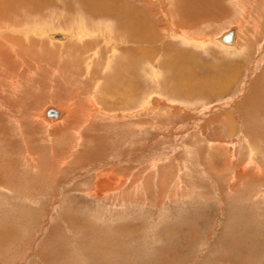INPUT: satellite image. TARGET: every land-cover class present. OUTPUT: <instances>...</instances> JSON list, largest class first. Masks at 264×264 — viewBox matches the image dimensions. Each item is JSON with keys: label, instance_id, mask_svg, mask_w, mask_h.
<instances>
[{"label": "rangeland", "instance_id": "374dc122", "mask_svg": "<svg viewBox=\"0 0 264 264\" xmlns=\"http://www.w3.org/2000/svg\"><path fill=\"white\" fill-rule=\"evenodd\" d=\"M57 1L40 13L31 2L24 5L32 11L20 19L30 25L2 23L0 45L9 39L13 46L11 37L41 40L33 35L41 31L37 22L48 25L40 27L47 36L53 30L74 35L73 26L63 24L68 16L88 15L95 19L85 28H103L98 20L120 14L124 0H107L111 7L102 10L86 0ZM242 1L190 2L185 27L178 14L184 3L126 0L150 11L158 29L155 46L142 45L156 57L139 66L137 98L117 97L118 62L110 69L107 63L118 46L102 39H84L70 52L71 63L81 59L79 74L55 60L37 69L8 60L3 71H18L23 81L16 92H2L0 85V264H264V0L246 7ZM193 13L199 27L187 23ZM234 28L237 43L227 47L219 38ZM194 39L210 44L203 49ZM44 42L51 47L49 37ZM178 52L185 55L180 66L164 67ZM88 63L96 77L85 75ZM55 68L63 71L57 77ZM129 84L128 90L135 87ZM90 97L106 117L81 130L55 135L30 117L69 102L84 112Z\"/></svg>", "mask_w": 264, "mask_h": 264}, {"label": "bare ground", "instance_id": "6f19581e", "mask_svg": "<svg viewBox=\"0 0 264 264\" xmlns=\"http://www.w3.org/2000/svg\"><path fill=\"white\" fill-rule=\"evenodd\" d=\"M47 1V2H46ZM71 1V0H70ZM83 1V0H82ZM92 1V2H91ZM104 0H86L85 2L86 3H89V8L90 9H92V10H94V9H99V8H101V10L103 9V8H106V4H108V2H106L107 0H105L104 2H103ZM109 1V0H108ZM147 1V0H146ZM161 1V0H160ZM177 2L176 3H184V8H180V10H179V8H174L175 10L177 9V11L179 10V12L180 13H178V14H180V15H182V16H184V19L181 21V20H179L184 26H185V24H186V21H185V18H186V14H187V9L189 8V4H191V3H193V4H195V6H196V4H203V5H205L206 6V4H208L209 3V0H191V1H188V0H176ZM233 1H235V0H233ZM246 1H250V0H243L242 2H243V4L242 5H245V7H246V5H247V2ZM260 0H256V2L255 3H258ZM32 3V4H34V5H36V6H38V8H39V12H37V13H40V11L42 10V8H44L43 6H45V5H47L46 6V9H47V7L49 8V6L51 5V7H53V3H55V0L53 1V2H50V0H0V27L3 25L2 23H5V24H7V22H8V24H7V26H15V27H19L20 28V26L22 25V23L25 25L26 23L25 22H27V21H29L28 19L29 18H27V17H24V18H22V19H20L21 18V16L23 15V13H25L26 12V14L28 15V13H30L32 10H26L25 8H24V5H26V4H28V3ZM56 4H55V6H58V3H60V2H58L57 0H56ZM68 2V1H67ZM76 2H78V1H76ZM85 2H84V4H85ZM113 2V1H112ZM167 2V1H166ZM191 2V3H190ZM213 2V1H212ZM254 2V1H253ZM252 1H251V3H253ZM68 3H70V2H68ZM114 3V2H113ZM116 3V2H115ZM121 3V2H120ZM146 3V4H145ZM144 3V5H146V7L148 8H151L150 6H152L151 4H149V3H147V2H145ZM246 3V4H245ZM76 4V3H75ZM117 4H118V2H117ZM234 4V3H233ZM60 5V4H59ZM67 6V4H62L60 7H62V6ZM110 7H111V5L110 4H108ZM114 5H116V4H113V7H114ZM173 5H174V3H173ZM213 5V4H212ZM235 5V4H234ZM255 5H258V4H255ZM65 6V7H66ZM82 6L84 7V5L82 4ZM87 6V5H86ZM171 6H172V4H171ZM178 6H181L180 4H178L176 7H178ZM237 6V5H236ZM77 8H78V6H76ZM116 7V6H115ZM194 7V6H193ZM257 7V6H256ZM73 8V7H72ZM118 8V7H117ZM251 8V7H250ZM115 9V8H114ZM239 9V8H238ZM58 10V9H57ZM66 10H68V9H66ZM69 10H70V8H69ZM106 10V9H105ZM109 10V9H108ZM150 10V9H149ZM190 10V8L188 9V11ZM215 11H216V8L214 9ZM223 10V9H222ZM55 11V10H54ZM73 11V10H72ZM71 11V12H72ZM89 11V10H88ZM114 11V10H113ZM112 10H111V12H113ZM119 11V10H118ZM146 11H148V10H146L145 9V11L144 10H140V9H137V8H135V7H132L130 4H129V2H126V0H124L123 2H122V4H121V9H120V14H119V12H117L118 13V15H116V17H114V18H112V19H106V18H103V20L102 19H99L98 20V23H100V24H103L104 23V25H102L103 26V28H100V29H96V30H94L93 31V29L92 30H90V29H88V28H85V26H84V24H86V21H90V20H93V19H95V18H93V19H90V17L87 15V16H82L81 17V15L80 16H78V17H76V18H73V19H71V17H70V21H68L69 20V16L68 17H66V20L67 21H63V24H64V26L66 25V28L69 26V25H71V26H73L72 27V32H73V29H74V35H71L69 32H68V35H67V32L66 33H60L61 31H59V33L58 32H56V30H53L52 32H51V35H49V36H47V34H46V32L43 30V29H41L40 27H48V25H40L41 23H39V22H37V23H35V25L37 26L36 27V29H38V30H41V31H35V32H33V35L35 36V37H40L41 38V40H38V39H33V37H32V39H30V38H28L27 37V39H25L24 40V38L22 37V39H21V37L19 38H16V37H14V38H12L11 37V41L13 42V46L11 45V44H9V47L6 45L7 44V42H8V40H6V42H5V44H1L0 45V85H2L1 86V90H2V92L3 91H8V89H9V87H10V89L11 90H13V92L15 91H17L18 89H19V87L21 86V81H23V75L20 73V72H16V73H14L13 71V73L11 74V70L9 71V70H6V71H3V69H6V68H9V67H7L8 66V60H11V63L13 64L14 62H16V63H18V64H20L21 66H22V68L23 67H25V69H26V67H28V69L29 68H32L33 66H35L36 67V69L37 68H42L41 66H45V64L43 63V61L45 60V62H46V64H50V63H52V61H54L55 60V66H60V67H63L64 68V66L65 65H67V64H69L70 65V68L72 67V66H74V69L75 70H77L76 71V74L78 73V72H82V69H81V67H80V63H79V61H78V59H80V58H78V56L77 57H75V59H74V61H73V63H71V61L73 60H70V57H69V54H70V52L72 51V50H75V49H79L80 47L79 46H81V45H83L82 44V42H83V40L84 39H90V38H92L93 40H98V41H100L101 42V39H102V42H104V44H111V45H113V47L114 46H118V47H115L114 49L113 48H111V49H113V53H112V51H111V53L113 54L112 55V57L114 58L113 59V62L112 61H110V63L108 62L107 64L109 65V69L112 67V66H114V64L116 63V62H118V71H117V75H115V76H118V80H117V82H116V85H117V88H119V94H117L118 96V98L120 97V100H122V99H128V98H130V96L131 97H135V98H137L138 96H137V94H136V86H137V81L135 80L136 79V74L139 72V66H140V64H141V62L142 61H152V60H154V58L156 57H153V54L152 53H155V51L156 50H143L142 49V45L144 44H146V45H148V46H150V45H154V44H156V38L158 37V32H157V27H156V24H155V22H154V19H150V18H152L151 16H150V18H148V16H147V14H146ZM23 12V13H22ZM42 12V11H41ZM115 12V11H114ZM150 14H151V12L150 11H148ZM160 12H162V11H160ZM175 12V11H174ZM244 12V11H243ZM21 13H22V15H21ZM58 13V12H57ZM108 13V12H107ZM109 13H110V11H109ZM148 13V14H149ZM169 13V12H168ZM175 13H177V12H175ZM190 13V12H189ZM241 13V12H240ZM13 14H14V20L15 21H13V19H12V16H13ZM25 14V15H26ZM162 14V13H161ZM164 14H165V12H164ZM174 14V13H173ZM177 14V15H178ZM202 14H204V13H202ZM245 14V13H244ZM251 14V13H250ZM21 15V16H20ZM26 15V16H27ZM63 15H65L64 13H63ZM90 15H91V13H90ZM56 16V15H55ZM66 16H67V14H66ZM153 16H154V14H153ZM40 17V16H39ZM89 17V18H88ZM100 17V16H99ZM167 17H168V15H167ZM32 18V17H31ZM42 18V17H41ZM63 18H65V17H63ZM43 19V18H42ZM41 19V20H42ZM49 19V18H48ZM60 19V18H59ZM58 19V20H59ZM96 19H97V17H96ZM187 19H189L188 21H187V23L189 24H191L190 26H194V25H196L197 23V21L199 20L200 21V18H198V17H196V15L193 13L192 15H191V17L190 18H187ZM5 20V21H4ZM46 20V19H45ZM51 20H55L54 18H52ZM50 20V21H51ZM79 20V24H77V21ZM202 20V19H201ZM20 21H23V22H21L20 23ZM35 21V20H34ZM43 22H44V20H42ZM47 21H49V20H47ZM47 21H45V22H47ZM62 21V20H61ZM198 21V22H199ZM42 22V23H43ZM60 22V21H59ZM176 22V21H175ZM200 22H202V21H200ZM261 22V21H260ZM68 23V24H67ZM93 23H95V22H93ZM97 23V22H96ZM196 23V24H195ZM33 24V23H32ZM38 24H39V27H38ZM62 24V25H63ZM92 24V23H91ZM175 24H177V26L175 27V28H177V29H180L181 27H179V26H181L180 24H178V23H175ZM187 24V25H188ZM18 25H20V26H18ZM27 26H29L30 24H26ZM56 25V24H55ZM59 26H60V24H58ZM99 25V24H98ZM97 25V27H99ZM5 26V25H4ZM64 26H62V27H64ZM86 26H88V25H86ZM196 26H198V25H196ZM24 27H26V26H24ZM24 27L22 28L23 30H25V32L24 33H27L26 35H29V33L31 32L29 29H24ZM56 27H57V25H56ZM186 27V26H185ZM199 27V26H198ZM238 27V26H237ZM11 28V27H10ZM65 28V27H64ZM69 28V27H68ZM194 28V27H193ZM1 29V28H0ZM4 29V28H3ZM191 30L192 28H188V30ZM5 30H6V27H5ZM9 30V29H8ZM11 30V29H10ZM47 30V29H46ZM166 30V29H165ZM184 30V29H183ZM193 30V29H192ZM197 30V29H196ZM4 31V30H3ZM43 31V32H42ZM181 31V30H180ZM19 32V31H18ZM45 32V33H44ZM49 32V31H48ZM107 32V33H106ZM4 33V32H3ZM7 33V32H6ZM10 33L12 34V32L10 31ZM14 33V32H13ZM185 34V32L183 33V35ZM226 34H230V36H231V39L229 40V42H223L222 41V37L224 36V35H226ZM1 35H2V33H1ZM17 35V34H16ZM23 35V34H22ZM176 35V34H175ZM193 35V34H192ZM224 35H222L220 38H219V41L222 43V44H224V45H226L227 47H229V46H234V45H236V43H237V40H238V35H239V29H237V28H234V29H231V30H229L227 33H225ZM7 36V35H6ZM179 36V35H178ZM47 37H49V39H50V41H51V47L48 45V44H46L45 42H44V38H46L47 39ZM188 37V36H187ZM9 38V37H8ZM180 38H182V37H180ZM184 38V37H183ZM182 38V39H183ZM7 39V38H6ZM54 39H60L58 42L57 41H55ZM213 40V39H212ZM2 42V41H1ZM158 42V41H157ZM218 42V41H217ZM9 43V42H8ZM27 43H28V47H26V45H27ZM84 43V42H83ZM182 43L184 44H187L188 43V41H186V39H183V41H182ZM58 44H61L62 46H57ZM192 44V43H191ZM194 44H196V45H198V46H201V48H205L208 44H210V42L208 41V40H205V39H194ZM193 44V45H194ZM86 45H89V43L88 44H84V47L86 46ZM95 45V44H94ZM215 45V44H214ZM224 45H221V47H226V46H224ZM17 46V47H16ZM102 46V45H101ZM155 46V45H154ZM190 46V45H189ZM217 46V45H216ZM60 48V50H62L61 51V53H58L57 52V50H56V48ZM83 47V48H84ZM92 47V46H91ZM99 47V46H98ZM108 47V46H107ZM147 47V46H146ZM168 47H170V46H168ZM29 49V52H27L28 50H26V49ZM87 48H88V46H87ZM94 49H95V47H93ZM110 48V47H109ZM108 48V49H109ZM166 48H167V46L165 47V51H166ZM220 48V47H219ZM82 49V48H81ZM97 49V48H96ZM110 49V50H111ZM154 49V48H153ZM168 49V48H167ZM231 49V48H230ZM233 49V48H232ZM87 50V49H86ZM100 50V49H99ZM234 50V49H233ZM26 51V52H25ZM93 51V50H92ZM91 51V52H92ZM101 51V50H100ZM11 52H13L14 54L12 55L11 54ZM108 52H110V51H108ZM152 52V53H151ZM243 52V51H242ZM67 53V54H66ZM75 53V52H74ZM98 53H100V52H98ZM179 53V54H178ZM177 53V57H176V60H170V61H168V60H165L164 61V63H163V66L164 67H166V65H168V67L169 66H171V67H169V68H173V69H177V65L179 64V66H180V63H179V61H181V60H183V56H185V55H183V56H181L180 55V52H178ZM182 53H183V51H182ZM186 53V52H185ZM30 54H32L33 56H31ZM73 54V53H72ZM36 55H37V57H39V59H40V61L43 63H41V62H39V61H36L38 58L36 57ZM98 55V54H97ZM93 56H95V55H93ZM92 56V57H93ZM186 56H190V55H188V54H186ZM14 57V58H13ZM111 57V58H112ZM187 57V58H188ZM36 58V59H35ZM191 59H192V57H190ZM165 59H167V57L165 58ZM190 59V60H191ZM193 59L195 60V58L193 57ZM192 59V60H193ZM81 60V59H80ZM90 60V59H89ZM94 60V59H93ZM107 60V59H106ZM184 60H186L185 58H184ZM191 60V61H192ZM35 61V62H34ZM129 61V62H128ZM167 61L169 62V63H167ZM125 62V63H124ZM182 62V61H181ZM195 62V61H194ZM72 64V65H71ZM94 64V63H93ZM82 65V64H81ZM91 65V64H90ZM106 65V64H105ZM200 65V64H199ZM13 66H14V64H13ZM18 66V65H17ZM66 67H69V66H65V71H67V69L68 68H66ZM176 67V68H175ZM13 68V67H12ZM14 68H16V67H14ZM21 68V67H20ZM84 68H86L87 69V73H85L84 72V69H83V72L85 73V75L87 76V75H91L90 77H93V76H95L96 77V75H98V74H96L95 72H93V70H91V68H90V66H89V63H88V65H85V67ZM10 69V68H9ZM17 69V68H16ZM24 69V68H23ZM105 69V68H104ZM200 69V68H199ZM21 70V69H20ZM60 71H57L56 70V68H55V73L53 72V77H57V76H59L58 74H57V72L58 73H60V72H63V71H61V69H59ZM170 70H172V69H170ZM179 70V69H178ZM3 71V72H2ZM23 71H25V70H23ZM31 71V70H30ZM86 71V70H85ZM103 71V70H102ZM102 71H100V72H102ZM105 71V70H104ZM110 71V70H109ZM180 71H182V70H180ZM75 72V71H74ZM80 72V73H81ZM175 72V71H174ZM174 72H171L170 73V76H171V78L174 80V78H175V73ZM30 73V72H29ZM89 73V74H88ZM115 73V72H114ZM184 73H186V72H184ZM16 74H19V75H16ZM64 74V73H63ZM79 74V73H78ZM111 74H113V73H111ZM129 74V76H126V75H128ZM25 75V74H24ZM31 75H33V73H32V71H31ZM99 75H100V73H99ZM181 74H177V76L178 77H176V79H178L179 77H181L180 76ZM183 75H185V74H183ZM182 75V76H183ZM17 76V77H16ZM79 76V75H78ZM81 76V75H80ZM129 77V78H128ZM135 77V78H134ZM185 77V76H184ZM80 78V77H79ZM152 78H153V80L154 79H156V76H154V73H153V75H152ZM183 78V77H182ZM104 79V78H103ZM119 79L120 80H122V81H120L119 82ZM207 79V78H206ZM216 79V78H215ZM113 80V79H112ZM133 81H135V87H133V88H130V90H128L127 88H128V86L130 87V86H132V85H130L129 84V82H131V83H133ZM175 81V80H174ZM199 82V81H198ZM127 83V87L125 88V84ZM181 83V80H179V86L181 85L180 84ZM182 83H184V82H182ZM189 83V82H188ZM4 85L6 86L7 85V89L4 87ZM115 85V84H114ZM115 85V86H116ZM199 85V84H198ZM123 86H124V88H123ZM175 86H178L177 84L175 85ZM182 86V85H181ZM26 88V87H25ZM182 88H183V86H182ZM194 88V87H193ZM193 88H189V90H191V89H193ZM9 89V90H10ZM105 89V88H104ZM198 89V88H197ZM83 90V89H82ZM109 90V89H108ZM108 90H105V92H107ZM175 91L174 92H176V90L177 89H174ZM179 90V89H178ZM183 90V89H182ZM184 90L185 91H187L188 92V90L186 89V86H185V88H184ZM183 90V91H184ZM113 91V90H112ZM201 91V90H200ZM111 92V91H110ZM9 93V92H8ZM101 93V92H100ZM108 93V92H107ZM118 93V92H117ZM181 93V92H180ZM184 93V92H183ZM7 94V93H6ZM192 94H194V93H192ZM204 94V93H203ZM21 95V94H20ZM115 95V94H114ZM130 95V96H129ZM194 95H196V93L194 94ZM106 97V96H105ZM100 98V97H99ZM6 99V98H5ZM73 99V98H72ZM74 99H76V98H74ZM115 99V98H114ZM124 99V100H125ZM133 99H131L130 101H132ZM71 101H73V100H71ZM96 101H97V99H96ZM104 101V100H103ZM127 101V100H126ZM82 102V101H81ZM81 102H80V104H81ZM84 102V101H83ZM95 101L94 100H92L91 99V97H90V99H89V102H88V109L86 108V110L84 111V112H82L81 111V109L83 110V108L81 107V108H79L80 106H78V108H77V106H76V108H74V106L75 105H78V104H76L77 102H75V103H68V105H66V103H64L66 106H65V109H61L60 107L59 108H56V107H52V106H50V107H47L45 110H43V111H41L40 113H34L33 112V115H32V113H31V115H30V117L32 118V121L34 122V123H36V124H45V125H48L50 128H51V132L53 133V134H57V133H67V131L69 132V130L71 131L72 129H74V130H77V129H82V127H80V126H82V125H85L86 127H88V124H89V122L94 118H96V116H98V115H100V116H104V117H106V114L104 113V114H102V109H100L99 108V110H97L98 108V106L97 107H95L96 106V104L94 103ZM98 102V101H97ZM102 102V101H101ZM100 102V103H101ZM135 102H137L136 100H135ZM131 103V102H130ZM98 104V103H97ZM104 104V103H103ZM126 104V103H125ZM139 104V103H138ZM137 104V105H138ZM51 105V104H50ZM72 105V106H71ZM74 105V106H73ZM85 105H86V103H85ZM132 105H133V103H132ZM100 106L101 107H103L101 104H100ZM139 106V105H138ZM97 108V109H96ZM140 108V107H139ZM80 109V110H79ZM124 109V108H123ZM136 109H138V108H136ZM135 109V111H137ZM5 110V109H4ZM49 110H53V111H55L56 113H55V115H51V116H49V113H48V111ZM87 110H89V111H87ZM101 110V111H100ZM104 110V109H103ZM131 111L133 110V109H130ZM87 111V112H86ZM122 111V110H121ZM134 111V110H133ZM132 111V112H133ZM82 114H84L85 115V118L84 119H82ZM131 114H133V113H131ZM123 115V114H122ZM20 116V115H19ZM111 116V115H110ZM113 116V115H112ZM116 117V116H115ZM24 118V117H23ZM31 118H29V119H31ZM100 118V117H99ZM117 118V117H116ZM126 118V117H125ZM11 120H12V118H11ZM21 121V120H20ZM44 121V122H43ZM92 121H94V120H92ZM133 121V120H132ZM30 122V121H29ZM18 123V122H17ZM94 123H95V121H94ZM19 125H20V123H18ZM78 124V125H77ZM59 125V126H58ZM93 125V124H92ZM90 126V125H89ZM94 126V125H93ZM135 126V125H134ZM38 127V126H37ZM90 127H92V126H90ZM89 127V128H90ZM45 128V127H44ZM48 129V128H47ZM50 130V129H49ZM77 133H79V131H77ZM81 133V132H80ZM83 133V132H82ZM81 133V134H82ZM107 175V174H106ZM101 177V176H100ZM99 180V179H98ZM101 180V179H100ZM102 183V182H101ZM7 186V185H6ZM8 191V190H7Z\"/></svg>", "mask_w": 264, "mask_h": 264}, {"label": "water", "instance_id": "95a60500", "mask_svg": "<svg viewBox=\"0 0 264 264\" xmlns=\"http://www.w3.org/2000/svg\"><path fill=\"white\" fill-rule=\"evenodd\" d=\"M230 39H231L230 34H226V35H224V36L222 37V41H223V42H229ZM48 113H49V116H51V115H55L56 112L53 111V110H49Z\"/></svg>", "mask_w": 264, "mask_h": 264}, {"label": "crops", "instance_id": "0c3cea01", "mask_svg": "<svg viewBox=\"0 0 264 264\" xmlns=\"http://www.w3.org/2000/svg\"><path fill=\"white\" fill-rule=\"evenodd\" d=\"M195 93H196V92H195ZM195 93H194V94H195ZM197 94H199V93H196V95H197Z\"/></svg>", "mask_w": 264, "mask_h": 264}]
</instances>
